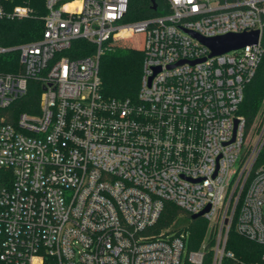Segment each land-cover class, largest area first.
<instances>
[{
  "label": "built area",
  "instance_id": "2783aa9c",
  "mask_svg": "<svg viewBox=\"0 0 264 264\" xmlns=\"http://www.w3.org/2000/svg\"><path fill=\"white\" fill-rule=\"evenodd\" d=\"M4 1L0 20L33 17ZM128 2L45 0L42 36L0 46L21 66L0 71V264H203L208 254L211 264H264V254L245 263L225 249L233 220L264 247V115L245 134L238 113L263 55L264 0H163L159 15L125 23ZM251 32L255 44L212 56L192 35ZM135 35L136 100H105L99 58ZM79 39L95 52L71 59ZM29 80L41 87L38 113L16 114ZM168 202L188 218L157 229ZM201 212L204 241L188 250L186 227Z\"/></svg>",
  "mask_w": 264,
  "mask_h": 264
},
{
  "label": "trees",
  "instance_id": "16d2710c",
  "mask_svg": "<svg viewBox=\"0 0 264 264\" xmlns=\"http://www.w3.org/2000/svg\"><path fill=\"white\" fill-rule=\"evenodd\" d=\"M45 0H5L3 7L6 11L15 5L26 6L32 10L33 17L25 19L0 20V46L12 47L20 43L38 40L42 36L45 15ZM155 9H152V5ZM163 0H129L127 13L123 22L131 23L160 14ZM140 36V35H138ZM263 55L253 80L244 90V99L239 107V115L244 118V132L258 131L261 126L264 112V32L261 38ZM95 52V46L85 40L79 39L71 43L70 49L65 52L71 59L82 58ZM143 62L142 51L109 49L105 50L99 58V92L105 100H136L141 69ZM21 70L16 52L0 56V71L2 73H17ZM41 93L40 84L36 81L27 82L25 95L17 99L10 108L16 114L38 113V103ZM264 156V148L260 154ZM187 215L172 203H165L163 211L157 221L156 228L170 226L178 216ZM234 218V217H233ZM207 222L203 218L189 221L186 227L188 232L187 249L198 250L205 236ZM225 249L230 251L234 260L245 263L259 262L264 254V247L248 240L236 233L234 220L232 221ZM203 264H211V255L203 259ZM222 264H233V260L224 259Z\"/></svg>",
  "mask_w": 264,
  "mask_h": 264
},
{
  "label": "water",
  "instance_id": "95a60500",
  "mask_svg": "<svg viewBox=\"0 0 264 264\" xmlns=\"http://www.w3.org/2000/svg\"><path fill=\"white\" fill-rule=\"evenodd\" d=\"M152 9H155V5H152ZM195 38H197L203 45H205L210 51L212 55H219L222 53H226L228 51L236 50L242 48L246 45H253L257 42L258 35L256 32L251 33H242V34H229L222 37L204 39L198 37L196 34H192ZM237 122L235 121V124ZM208 208L205 209L207 211ZM203 211V212H205ZM203 212L191 215L190 220H196L199 218Z\"/></svg>",
  "mask_w": 264,
  "mask_h": 264
},
{
  "label": "rangeland",
  "instance_id": "374dc122",
  "mask_svg": "<svg viewBox=\"0 0 264 264\" xmlns=\"http://www.w3.org/2000/svg\"><path fill=\"white\" fill-rule=\"evenodd\" d=\"M15 6H20V5H15ZM141 46H142V36L135 35V36H128V38L122 39L121 41L113 42L111 49L135 50V51L141 52ZM263 115H264V112H263ZM263 122H264V119H263ZM215 232H216V229L215 227H213L212 233L209 236V239L207 242L208 246L213 245L214 239H215ZM204 238L201 244L203 243Z\"/></svg>",
  "mask_w": 264,
  "mask_h": 264
}]
</instances>
